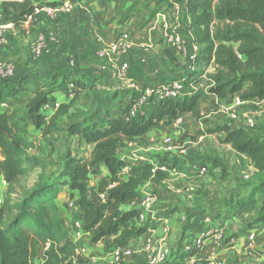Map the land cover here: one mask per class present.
Wrapping results in <instances>:
<instances>
[{
	"label": "trees",
	"instance_id": "obj_1",
	"mask_svg": "<svg viewBox=\"0 0 264 264\" xmlns=\"http://www.w3.org/2000/svg\"><path fill=\"white\" fill-rule=\"evenodd\" d=\"M63 1L3 0L1 14L17 28L28 16L32 18L31 23L37 21L36 7L54 6ZM68 1L75 3L78 0ZM181 8L189 17L184 30H190L193 42L199 45L195 70L183 75L186 86L196 82L200 73L214 62L217 66L208 74L213 83L208 90L210 94L229 102L236 94L242 100L264 99V0H185ZM166 54L176 60L174 52L166 50ZM58 77L61 79L59 85ZM246 82L250 85L244 89ZM26 83L14 74L11 77L0 74V101L16 94L32 93L27 111L36 128L44 129V135L52 131L57 120L64 117L70 106L91 87L78 77L70 78L67 72L53 74L47 83L37 84L35 88ZM69 83H72L71 87ZM57 91L65 98L72 93V97L69 103H60L47 119L41 109L55 101L52 94ZM138 95L133 91L129 102L118 114L102 121L94 120L92 114L72 115L67 133L88 146L89 155L84 157L68 152L61 179L55 183L40 179L33 187L27 185L30 171L27 163L33 161L38 165L40 161L28 156L33 145L25 136L26 118L17 116L14 111H0V176L7 184L0 204V264H35L36 261L40 264H116L89 263L87 258L75 254L76 244L69 237L65 218L55 201L61 186L70 190V200L78 207L83 228L90 234L92 242L116 236L111 245L127 246L131 238L143 232V226L131 224L132 218L138 215L134 206L141 200L140 188L147 182L159 183L169 175L154 169L152 163L127 161L122 157L124 150L130 143L143 148L152 145L148 132L160 122L170 124L184 112H192L194 118L203 119L205 124L209 121L204 118L209 115L225 116L226 113L220 111L221 104L216 102L202 112L195 110L200 95L189 92L177 100H150L148 109L129 118L130 107ZM233 122L228 118L221 123L212 122L197 135L217 136L219 143L231 146L241 163L238 170L245 171L248 165L255 171L234 176V166L213 151L196 162L208 170L219 167L222 178L236 177V187L224 198L222 207L238 210L259 202L250 225L264 227V126L254 122L246 127L235 124L233 129L230 126ZM162 162L178 165L177 160ZM125 166L128 167L126 177H119V171ZM102 167L106 169V175L100 177L96 185H91L90 176H98ZM127 206L131 208L124 210Z\"/></svg>",
	"mask_w": 264,
	"mask_h": 264
},
{
	"label": "crops",
	"instance_id": "obj_2",
	"mask_svg": "<svg viewBox=\"0 0 264 264\" xmlns=\"http://www.w3.org/2000/svg\"><path fill=\"white\" fill-rule=\"evenodd\" d=\"M64 1L68 2V0ZM70 4L71 6L67 11L58 12L54 15L41 14L35 23H30L31 29L36 30L37 26L38 28L43 27L44 31L54 37L50 43L53 50L51 52L60 65L65 62V59L74 58L73 54L82 59H99L97 52L100 49L114 42L122 33L128 35L130 62L125 59L128 56L124 52L119 56L120 59L108 58L103 64L102 69L109 71L108 77L117 85L112 87L111 99L95 109V112L93 111V119L96 121H102L118 114L119 110L129 102L133 91L140 93L147 86L176 78L177 70H174V63L177 59L172 60L174 61L172 62L166 54V50L174 52L175 56L178 54L162 36L164 23L171 30L181 32L183 37L194 43V36L190 30H185L186 36L182 34L184 31H181L189 22V17L182 12L183 8L178 12L174 11L169 0H135L134 2L133 0H78ZM122 10L127 11L123 15L125 19L117 23L116 15ZM27 26L28 23L24 22V24L14 28L11 33L16 36L19 31ZM26 33H28L27 30ZM27 37H30V45H28L30 47L34 43V31L28 33ZM145 46L148 47V50ZM143 52L152 57H145L142 60L141 57L145 54ZM31 58L33 60L34 56L32 55ZM161 59L165 63H162ZM126 61L129 70L121 75V66ZM63 64L62 67H66V63ZM137 65H139L138 71H136ZM216 66L212 62L207 70L200 73L196 82L188 84L186 88V93L192 92L200 95L195 109L197 111L202 112L213 102L220 103L221 107L232 101H221L208 92L213 84L208 74ZM89 73L91 74V72ZM188 73L189 70L183 75ZM27 74V72L22 74V70L16 69L14 77L21 79L25 76L27 78ZM94 82H89L90 89L97 85ZM249 85L250 83L246 82L244 89L248 88ZM59 92L52 94L55 100H58L56 94ZM113 95H117L119 100L117 104H112L114 101L112 99L115 98ZM236 96L237 94L234 95V97ZM62 102L65 101H60V103ZM149 106L147 104L142 110L145 111ZM106 107L110 113L107 112ZM41 112L46 114L43 109ZM238 115V118L233 122L237 126L246 127L248 119L264 126V99L244 100V104L238 108ZM179 116L182 122L178 128L160 122L148 132V137L153 141L150 146L158 150V153L154 157L148 155L147 157L154 164L170 160V158L177 160L178 165L176 167L185 173V176L169 175L167 179L159 183L147 182L141 186V191L145 190L151 193L153 201L151 208L145 212V222L139 225L136 218L131 220V224L143 226L144 230L139 236L129 240L127 246L134 248L135 253L127 260V264L146 263V254L141 249L150 237L156 248H165L168 251L167 260L163 264H185L189 262L210 264L211 260L214 259L221 264H264V227L258 224L250 225L259 208V202L238 210L222 207L224 198L236 187L237 178L234 176L241 175L243 172L252 174L255 169L248 166L247 161H245L246 170L240 171L237 166H234L232 170L234 176L232 175L230 179L222 178L219 167L207 169L205 174H200L197 171L198 162L191 159L199 153L205 154L208 150H213L214 144L217 143L216 138L213 134H201L194 137L196 130H202L203 123L194 118L192 112H184ZM217 118L222 119L225 116H218ZM167 137H170L175 145V148L168 153L161 143ZM73 138H75L80 149L82 145H85L83 142H79L75 136ZM223 145L229 154L235 155L229 144ZM128 146L141 148L135 145ZM150 146L144 148V151H148ZM176 148L180 149L178 154L183 153L184 155H174L177 154ZM83 150L84 157H87L90 151L89 147L86 146V149ZM124 152L127 155L130 153V149L126 148ZM186 156L187 158H184ZM179 158H182L183 161L180 162ZM99 172L98 176L93 174L90 176L91 185H96L98 179L107 173L104 167L100 168ZM0 180L4 187L6 183L2 176H0ZM63 187L65 189H60L55 201L61 216L65 218L69 234L70 221L77 217V213L73 212L74 208L69 210L70 207L67 202L71 198V193L67 186H61V188ZM130 208L131 206H127L124 207V210ZM207 218L209 221L206 220ZM209 229L212 232L206 235L202 247L195 250L194 240ZM215 229L221 230V238H217L214 234ZM115 237L107 236L98 242H92L90 237L85 240L89 242L86 244L90 253L105 257L106 251ZM250 237L252 238L250 239Z\"/></svg>",
	"mask_w": 264,
	"mask_h": 264
},
{
	"label": "rangeland",
	"instance_id": "obj_3",
	"mask_svg": "<svg viewBox=\"0 0 264 264\" xmlns=\"http://www.w3.org/2000/svg\"><path fill=\"white\" fill-rule=\"evenodd\" d=\"M2 1L3 0L0 1V25H4L6 23V19L4 18L3 13L1 14ZM134 1L135 0H133V2ZM68 2L72 3L70 1ZM125 13H127V11L125 10H122V12L119 14L117 13L116 15V18H118L117 23H120L121 20L124 21L125 16L123 15ZM30 26L31 24L29 22L28 26L25 27L23 30L19 31V33H17L16 36H14L11 33L12 29H7L2 32L4 42L0 43L1 76L10 77L5 74V67L11 66L14 68V75H15L16 69L22 70V74L24 72L28 73L26 75L27 78H25L24 76V78H21V79H27L26 84L30 86V88H35V85L37 84L41 85L42 83H47L48 77H50L53 74L60 75L61 73L65 71L68 74H70V78L78 77L83 82L89 83V82L95 81L97 84V85H94L95 87L91 88L90 90L83 92L82 95L78 98V100L75 101V103L70 106L68 113L64 117L58 119L54 128H52V131L46 135L43 134L44 129L36 128V126L33 124L31 116L28 114L27 104L33 97L32 93L30 92H25L22 94L20 93V94L11 96L10 98L6 97L0 101V111L4 109L8 111H14L17 114V116H24L26 118L27 126L25 128V136L27 137L29 143L33 145L32 148L29 149L28 151V156L29 157L34 156L38 158L40 161L38 165H35L33 161H30L29 163H27V166L30 169L29 174L27 176V185L28 187H33L40 179H44L45 181L52 182V183L59 181L61 179L60 173L62 170L63 161L65 158V155L68 152H70L72 155H75L77 153L82 155L84 153L83 149H86V146L82 145L81 149H80V146L79 147L77 146V142L75 138L70 137L67 133V125L72 121V117H71L72 115L82 116L86 114L88 116H91V114H93V111L95 112V109L104 105L103 103L111 99L110 92L113 89L112 87L114 85L116 86L117 84H115V81H113L110 77H108L109 71L108 72L106 70L104 71V69L102 68H103V64L106 62L108 58L113 59L115 57L116 59V58H119V56H121L122 54L111 55L108 58H100L97 55L99 59L98 58L82 59V58H79L77 55L73 54L74 63L71 64L70 61L72 57H69L65 59V62H62V65H64L63 63H66L65 64L66 67H62V65L56 62V60L54 59L53 53L51 52L53 50L51 49L50 43L54 40V37H52V35L49 34L48 32L44 31L43 27L38 28L37 26L35 30L34 28L31 29ZM184 29L181 31H184V33L182 34L186 36V32ZM26 30L28 31V33H31V31H34V38H33L34 43L36 42L37 36L40 33L44 36L45 41H46L45 49L42 51L40 55L34 57L33 60L31 58L32 57L31 49L34 43L30 47H28V45H30V42H29L30 37H27L28 33H26ZM179 33L181 34V32ZM147 46H145V48ZM147 50H148V47H147ZM128 51L129 49L125 52L128 56L125 59L130 62L131 54ZM145 57L150 58L152 56H150V54L145 53L142 55L141 59L144 60ZM176 59L177 60L174 63V70H177L176 78H180V77H183V74L187 72L188 64L185 61V59L179 54L176 56ZM170 60L172 61L171 58ZM125 63L128 65L127 61ZM162 63H165V61L162 60ZM138 69H139V65L136 66V71H138ZM61 70H64V71L62 72ZM128 70H129V66L127 67L126 71ZM89 72H91V74H94V75H91ZM38 73H41V74H38ZM34 76H37V77L33 78ZM17 79L19 78L17 77ZM56 81H57V84L59 85L61 82V79L58 77ZM118 85H120V83H118ZM107 87L109 89H106ZM43 88H46V86H43ZM113 96H115V98ZM113 96H112L113 97L112 100L114 101L112 102V104H117L119 102V100L117 99V95H113ZM56 98L59 101H65V103H69L71 99L69 97L65 98V96L62 94L61 91L56 94ZM54 112L55 110L52 112L51 111L47 112L45 114L47 119H49V117ZM218 116H223V115L221 114L213 115L212 114V115H209L207 118H204V119H208L209 121V122H206V124L202 121L203 119H200V122H202L204 125L202 130H205L207 127H209L212 122L221 123L223 121H226L227 119L226 115H225V118H222V119L217 118ZM199 131L201 130L200 129L196 130L194 137L197 136ZM215 138H216L217 143L214 144L213 150H208L205 154L199 153L196 156H194L191 160H195L194 162H196L201 157H205V155L207 156L210 152L213 151L217 155H219L221 158L226 159L229 165L237 166V167L241 165V163L238 162L235 155L229 154L227 152L226 147L223 144L218 142L217 136H215ZM128 148L132 150L134 146H130ZM78 150L80 152H78ZM140 150L150 157H154L157 155L156 153H158V150H156L153 146H150V149L148 151H144L143 147H141ZM176 151H177V154H174V155H179V156L184 155L183 153L178 154V152L180 151L179 148H176ZM184 158H187V156ZM172 160L173 159L170 158L169 161H172ZM179 161L182 162L183 159L179 158ZM2 183L3 182H0V204L2 203L4 199L5 191L7 188L6 187L7 184L3 187ZM61 189H65V188L63 187ZM11 196H14V194H11ZM70 201L72 200H69V202ZM70 209L72 208L70 207L69 210ZM73 212L76 213L75 210H73ZM84 243L86 244L89 242L85 240ZM88 251H89V248H88ZM35 264H40V262L36 261Z\"/></svg>",
	"mask_w": 264,
	"mask_h": 264
},
{
	"label": "built area",
	"instance_id": "obj_4",
	"mask_svg": "<svg viewBox=\"0 0 264 264\" xmlns=\"http://www.w3.org/2000/svg\"><path fill=\"white\" fill-rule=\"evenodd\" d=\"M1 1V0H0ZM21 1V0H17ZM185 0H169L174 11H180L182 4ZM71 4L69 2L63 1L58 5L48 6L44 5L41 7H36L34 9V15L37 17L41 14L46 15H54L58 12L67 11L70 8ZM162 19H164L162 17ZM31 16H28L25 20V23H31ZM7 29H14V25L10 21H6L4 25H0V43L4 42V38L2 32ZM163 38L169 43L172 49L179 55H181L188 64V70H195V57L198 51V45L195 43L189 42L183 35L179 32L173 31L170 27L164 23V27L162 30ZM46 47V41L44 36L40 33L37 36L36 42L32 46V55L34 57L40 55L42 51ZM130 47L128 42L127 33H122L114 42L110 43L107 47L100 49L97 52V55L100 58H108L111 55L123 54ZM71 64L74 63V58L71 59ZM128 65L126 63L122 64L120 69V74L124 75L126 72ZM1 74V72H0ZM5 74L7 76H12L14 74V68L11 66L5 67ZM69 86H72V83H69ZM186 84L184 77L174 78L169 81L158 82L152 86H147L141 90L138 95V98L135 103L132 104L129 110V118L136 117L138 113L149 104L150 100L161 101L166 99H181L186 94ZM72 97V93H68L67 98ZM244 104V100H242L239 96H236L232 99V101L226 105L220 107V111L226 113V116L230 120H236L238 118L237 109ZM60 101L55 100L51 103L45 104L42 109L44 113L49 111H56L59 107ZM182 119L180 116H177L170 124L178 128L181 125ZM254 121L252 119L247 120L248 125H252ZM162 146L166 149V151L173 150L175 148L174 143L171 141L170 137H167L162 140ZM135 145V144H129ZM136 146V145H135ZM129 147V146H128ZM122 157L126 158L127 161L131 163H146L149 162V159L145 153H143L140 149L134 147L130 150V153L126 155L124 152ZM154 169H159L160 171L167 172L168 175H182L185 176V173L180 171L175 165L167 164L160 162L158 164H154ZM197 171L200 174H205L207 169L205 166L197 164ZM128 167L125 166L119 171V177H124L127 173ZM112 186V185H110ZM141 200L134 206L138 210V215L136 217L138 224H142L145 222V212L149 210L152 206L153 197L151 193L148 191H141ZM69 207L74 208L77 213V217L70 221L69 225V237L76 244L75 254L83 256L88 259L89 263H116V264H127V260L133 256L135 253V249L129 246H120V245H111L109 249L106 251V256L101 257L94 253H89L87 245L84 243L85 239H88L90 234L86 232L83 228V223L81 218L79 217V209L76 206L75 202L72 200L68 202ZM209 221V218L206 219ZM212 231L209 229L207 232L202 233L194 240V247L199 249L203 245L204 238L206 235L210 234ZM214 234H216L217 238H221V230L215 229ZM252 237H250L251 239ZM141 251L146 254V263L145 264H163L166 262L168 257V251L165 248H156L153 243L152 238L146 240L143 245ZM185 264H193L192 262ZM210 264H221L217 260H211Z\"/></svg>",
	"mask_w": 264,
	"mask_h": 264
},
{
	"label": "water",
	"instance_id": "obj_5",
	"mask_svg": "<svg viewBox=\"0 0 264 264\" xmlns=\"http://www.w3.org/2000/svg\"><path fill=\"white\" fill-rule=\"evenodd\" d=\"M230 126H231V128H233V129L236 128V125H235L234 123H231Z\"/></svg>",
	"mask_w": 264,
	"mask_h": 264
},
{
	"label": "bare ground",
	"instance_id": "obj_6",
	"mask_svg": "<svg viewBox=\"0 0 264 264\" xmlns=\"http://www.w3.org/2000/svg\"><path fill=\"white\" fill-rule=\"evenodd\" d=\"M0 182H2L1 180H0ZM3 184V183H2Z\"/></svg>",
	"mask_w": 264,
	"mask_h": 264
}]
</instances>
